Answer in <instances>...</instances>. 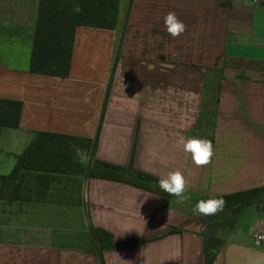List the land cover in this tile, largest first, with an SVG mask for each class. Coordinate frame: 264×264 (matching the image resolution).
<instances>
[{"label":"crops","instance_id":"crops-1","mask_svg":"<svg viewBox=\"0 0 264 264\" xmlns=\"http://www.w3.org/2000/svg\"><path fill=\"white\" fill-rule=\"evenodd\" d=\"M39 1L0 0V98L23 103L0 151L16 164L39 132L98 133L94 155L76 150L86 165L93 158L158 179L180 170L191 200L85 174L26 173L0 193V264H204L206 236L222 239L213 264H264L263 203L230 223L229 208L192 211L199 200L264 187V0H128L114 30L77 29L66 79L30 71ZM170 11L187 25L177 38L164 28ZM194 136L213 144L206 167L180 144ZM91 226L143 243L105 251L102 262Z\"/></svg>","mask_w":264,"mask_h":264},{"label":"trees","instance_id":"trees-1","mask_svg":"<svg viewBox=\"0 0 264 264\" xmlns=\"http://www.w3.org/2000/svg\"><path fill=\"white\" fill-rule=\"evenodd\" d=\"M80 11H76V6ZM120 0H40L33 40L30 71L33 74L66 79L70 75L76 31L79 27L114 30L119 15ZM115 69V64L112 72ZM110 91V86L108 94ZM105 107V105H104ZM23 103L19 100L0 98V135L2 129H17ZM98 143L84 139L48 132L37 133L35 139L18 158L13 171L4 181L0 193H9L24 175L30 172L108 179L125 182L139 188L163 192L158 178L129 167L78 157L76 150L94 155ZM83 155V153H82ZM224 208L232 209L234 220L237 213L254 204H264V187L222 196ZM218 198V197H217ZM90 237L94 251L102 260V254L110 250H123L143 243L142 240L116 241L107 231L91 226ZM221 239L206 236L205 262L213 264L219 251ZM103 262V260H102Z\"/></svg>","mask_w":264,"mask_h":264},{"label":"clouds","instance_id":"clouds-1","mask_svg":"<svg viewBox=\"0 0 264 264\" xmlns=\"http://www.w3.org/2000/svg\"><path fill=\"white\" fill-rule=\"evenodd\" d=\"M75 10L80 11L78 5ZM163 23L165 30L172 38L180 37L187 29V25L172 11L164 16ZM180 144L183 147V151L191 154L192 161L197 167H206L212 162L214 148L210 140L194 136L187 139L181 138ZM158 185L163 192L176 197L178 204L183 205L191 200V197L186 195L188 181L180 170L168 172L166 176L158 180ZM225 204L226 201L222 196L199 200L192 211L202 217L214 216L218 212L223 211Z\"/></svg>","mask_w":264,"mask_h":264},{"label":"rangeland","instance_id":"rangeland-1","mask_svg":"<svg viewBox=\"0 0 264 264\" xmlns=\"http://www.w3.org/2000/svg\"><path fill=\"white\" fill-rule=\"evenodd\" d=\"M127 1L128 0H121L120 11L123 9V6L126 5ZM90 30H98V29H90ZM215 97H216V89H213L210 91V93L207 92L206 94V100H209V102L211 103L210 108H209L211 109V111L213 110V107H214L213 105L215 102ZM2 144L6 147L14 146V149H17L18 145L20 144V140L16 141L15 138L13 140H10L9 138H7V139H4ZM13 160H14L13 157L9 155V153H6L5 151H3L2 153L0 151V175H10L11 174L15 166V162ZM54 195L57 196V194H54ZM72 195L73 194H67L66 196H72ZM223 210H226V209L224 208Z\"/></svg>","mask_w":264,"mask_h":264},{"label":"built area","instance_id":"built-area-1","mask_svg":"<svg viewBox=\"0 0 264 264\" xmlns=\"http://www.w3.org/2000/svg\"><path fill=\"white\" fill-rule=\"evenodd\" d=\"M263 237L260 234H254L253 235V240L254 242H256L257 244L260 243L262 241Z\"/></svg>","mask_w":264,"mask_h":264}]
</instances>
